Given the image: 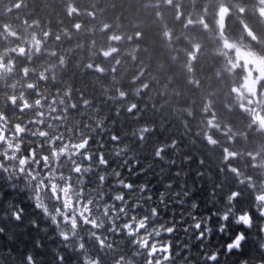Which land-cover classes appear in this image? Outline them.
Instances as JSON below:
<instances>
[{
    "label": "trees",
    "instance_id": "trees-1",
    "mask_svg": "<svg viewBox=\"0 0 264 264\" xmlns=\"http://www.w3.org/2000/svg\"><path fill=\"white\" fill-rule=\"evenodd\" d=\"M262 6L264 0H0V121L57 119L77 127L101 116L110 125L117 121L112 131L154 129L147 134L151 142L178 143L179 151L169 150L166 159L183 161L180 168L187 173L197 211L208 214L215 185L243 188L234 184L233 175L248 185H264V128L242 106L245 100L235 87L244 68L233 66L236 48L264 58L258 26ZM129 108L134 110L129 113ZM142 163L154 161L149 157ZM5 187L0 182V189ZM248 199L245 192L242 202ZM176 211L179 215L180 206ZM14 224L7 223L0 236V264H26L29 252L36 264H57L55 244L47 240L44 249L35 248L28 235L18 236L25 229ZM110 239L127 244L123 237ZM222 242L214 236L211 245ZM244 256L259 259L264 253L253 243ZM244 256L233 254L228 264H239Z\"/></svg>",
    "mask_w": 264,
    "mask_h": 264
},
{
    "label": "snow or ice",
    "instance_id": "snow-or-ice-1",
    "mask_svg": "<svg viewBox=\"0 0 264 264\" xmlns=\"http://www.w3.org/2000/svg\"><path fill=\"white\" fill-rule=\"evenodd\" d=\"M107 120L98 116L77 127L57 119L0 121V182L6 186L0 189V236L15 222L25 229L18 236L28 235L35 248L45 240L55 244L57 264H222V256L228 264L253 243L264 253V185L233 175L243 188L215 185L213 208L200 213L183 161L166 159L169 150L179 151L178 143L151 142L147 134L155 130L147 127L112 131L117 121ZM149 157L154 163L145 166L142 159ZM214 236L223 240L215 248ZM193 241L199 242L195 261ZM24 260L36 264L31 252ZM239 264H264V256H244Z\"/></svg>",
    "mask_w": 264,
    "mask_h": 264
},
{
    "label": "rangeland",
    "instance_id": "rangeland-1",
    "mask_svg": "<svg viewBox=\"0 0 264 264\" xmlns=\"http://www.w3.org/2000/svg\"><path fill=\"white\" fill-rule=\"evenodd\" d=\"M260 11L264 17V7L261 8ZM235 57V65H242L245 68L242 83L238 88L235 87V90L238 89L243 95L250 113H252L254 107H257L254 116L259 119L261 126L264 127V85L262 88L259 87L261 80H264V58L258 56L251 50L248 51L244 49H238ZM2 68L3 66L0 63V70ZM10 79L12 82L16 80L14 76H11ZM242 106L245 107L244 104H242ZM181 235H183V233H181ZM198 243L199 242L193 241L192 257L194 261L197 256L200 255L199 250L195 246Z\"/></svg>",
    "mask_w": 264,
    "mask_h": 264
},
{
    "label": "bare ground",
    "instance_id": "bare-ground-1",
    "mask_svg": "<svg viewBox=\"0 0 264 264\" xmlns=\"http://www.w3.org/2000/svg\"><path fill=\"white\" fill-rule=\"evenodd\" d=\"M65 1H66V0H65ZM77 2H78V1H77ZM88 2H90V1H88ZM78 3H79V2H78ZM101 3H102V2H101ZM85 4H86V3H85ZM61 5H63V4H61ZM83 5H84V4H83ZM100 5H101V4H100ZM145 5H146V4H145ZM65 6H66V5H65ZM81 6H82V5H81ZM150 6H151V5H150ZM152 7H153V6H152ZM78 9H79V8H78ZM94 10H95V9H94ZM106 10H107V9H106ZM110 11H111V10H110ZM110 11H109V12H110ZM139 11H140V10H139ZM141 11H142V9H141ZM154 11H155V10H154ZM162 11H163V10H162ZM146 12H147V11H146ZM94 13H95V12H94ZM141 13H142V12H141ZM85 14H86V13H85ZM67 16H68V15H67ZM67 16H66V17H67ZM96 16H97V15H96ZM96 16H95V17H96ZM54 17H55V16H54ZM58 17H59V16H58ZM61 17H62V16H61ZM61 17H60V18H61ZM104 17H105V16H104ZM107 18H110V17L107 16ZM49 19H50V18H48V20H49ZM68 19H69V18H68ZM74 19H75V18H74ZM92 19H93V18H92ZM102 19H103V18H102ZM147 19H149V18H147ZM150 19H151V18H150ZM150 19H149V20H150ZM50 20H51V19H50ZM97 20H98V19H97ZM109 20H110V19H109ZM149 20H148V21H149ZM151 20H152V19H151ZM151 20H150V21H151ZM53 21H54V20H53ZM66 21H68V20H66ZM150 21H149V23H150ZM73 22H74V21H73ZM95 22H96V21H94L92 24H94ZM55 23H56V22H55ZM70 23H71V22H69V24H70ZM53 24H54V23H53ZM57 24L59 25V23H57ZM69 24H68V25H69ZM54 25H56V24H54ZM68 25H67V26H68ZM70 25H71V24H70ZM87 25H88V24H87ZM94 25H96V24H94ZM118 26H119V25H118ZM57 27H58V26H57ZM60 27H61V26H60ZM60 27H59V28H60ZM63 27H64V26H63ZM68 27H69V26H68ZM80 27H81V26H80ZM160 27H162V26H160ZM55 28H56V26H55ZM70 28H71V27H70ZM150 28H151V27H150ZM152 28H153V27H152ZM162 28H163V27H162ZM162 28H161V30H162ZM56 29H57V28H56ZM84 29H85V28H84ZM163 29H164V28H163ZM67 31H68V30H67ZM80 31H81V30H80ZM78 32H79V31H78ZM94 33H95V32H94ZM71 34H72V33H71ZM63 35H64V34H63ZM97 35H98V34H97ZM73 36H74V35H73ZM76 37H77V35H76ZM63 38H64V37H63ZM77 38H78V37H77ZM65 39H66V38H65ZM90 39H91V38H90ZM82 40H83V39H82ZM83 41H85V40H83ZM83 41H82V42H83ZM87 41H88V40H87ZM77 42H78V41H77ZM85 42H86V41H85ZM86 43H87V42H86ZM71 44H72V43H71ZM76 44H77V43H76ZM80 45L82 46V43H81ZM59 46H60V45H59ZM83 46H84V45H83ZM70 47H71V46H70ZM85 48H88V47H85ZM71 49H72V48H71ZM79 49H80V48H79ZM159 50H160V49H159ZM76 51H77V50H76ZM133 51H134V50H133ZM163 51H164V49H163ZM175 51H176V50H175ZM70 52H71V51H70ZM57 53H58V52H57ZM82 53H83V52H82ZM85 53H86V52H85ZM136 53H137V52H136ZM179 53H180V52H179ZM83 54H84V53H83ZM69 55H70V54H69ZM69 55H68V56H69ZM84 55H85V54H84ZM85 56H86V55H85ZM85 56H84V57H85ZM88 56H89V55H88ZM55 57H56V56H55ZM80 57H81V56H80ZM178 57H179V56H178ZM39 58H40V57H39ZM74 58H75V57H74ZM138 58H139V57H138ZM181 58H182V57H181ZM81 59H82V58H81ZM89 59H90V58H89ZM169 59H170V58H169ZM176 59H177V58H176ZM179 61H180V60H179ZM81 62H82V60H81ZM91 62H92V61H91ZM55 63H57V62H55ZM77 63H78V62H77ZM82 63H83V62H82ZM87 63H88V62H87ZM94 63H95V62H94ZM124 63H125V62H124ZM170 63H171V62H170ZM173 63H174V62H173ZM73 64H74V63H73ZM79 64H80V63H79ZM108 64H109V63H108ZM122 64H123V63H122ZM204 64H205V63H204ZM140 65H141V64H140ZM169 65H170V64H169ZM171 65H172V64H171ZM171 65H170V66H171ZM79 66H80V65H79ZM107 66H108V65H107ZM122 66H123V65H122ZM138 66H139V65H138ZM174 66H175V65H174ZM182 66H183V65H182ZM21 67H22V66H21ZM171 67H172V66H171ZM84 68L86 69L85 66H84ZM105 68H106V66H105ZM140 68H141V67H140ZM165 68H166V67H165ZM196 68H197V67H196ZM203 68H205V67H203ZM80 69H81V68H80ZM168 69H169V68H168ZM172 69H173V68H172ZM179 69H180V68H179ZM86 70H88V69H86ZM113 70H114V69H113ZM119 70H120V69H119ZM165 70H166V69H165ZM165 70H164V71H165ZM77 71H78V70H77ZM77 71H76V72H77ZM178 71H179V70H178ZM185 71H186V70H185ZM207 71H208V70H207ZM78 72H79V71H78ZM121 72H122V71H121ZM169 72H170V71H169ZM182 72H183V71H182ZM82 73H85V72H82ZM170 73H171V72H170ZM176 73H178V72H176ZM198 73H199V72H198ZM206 73H207V72H206ZM36 74H37V73H36ZM109 74H110V73H109ZM121 74H122V73H121ZM166 74H168V73H166ZM204 74H205V73H204ZM164 75H165V74H164ZM149 76H150V75H149ZM161 76H162V75H161ZM171 76H172V75H171ZM178 76H179V75H178ZM114 77H115V76H114ZM125 77H126V76H125ZM166 77H167V76H166ZM176 77H177V76H176ZM204 77H205V76H204ZM95 78H96V77H95ZM102 78H103V77H102ZM117 78H118V77H117ZM183 78H184V77H183ZM96 79H97V78H96ZM100 79H101V78H100ZM104 79H105V78H104ZM173 79H174V78H173ZM185 79H186V78H185ZM202 79H204V78H202ZM80 80H81V79H80ZM84 80H85V79H84ZM88 80H90V79H88ZM102 80H103V79H102ZM102 80H101V82H102ZM113 80H114V79H113ZM182 80H183V79H182ZM82 81H83V80H82ZM99 81H100V80H99ZM135 81H136V80H135ZM170 81H171V80H170ZM179 81H180V80H179ZM86 82H87V80H86ZM86 82H85V83H86ZM124 82H125V80H124ZM111 83H112V82H111ZM129 83H130V82H129ZM165 84H166V83H165ZM168 84H169V83H168ZM179 84H180V83H179ZM95 85H97V84H95ZM169 85H170V84H169ZM169 85H168V86H169ZM92 86H93V85H92ZM116 86H117V85H116ZM183 86H184V85H183ZM83 88H84V87H83ZM130 88H131V87H130ZM118 89H119V88H118ZM185 90H186V89H185ZM81 91H82V90H81ZM86 91H87V90H86ZM152 91H153V90H152ZM155 91H157V90H155ZM188 91H189V90H188ZM90 92H92V91H90ZM116 92H117V91H116ZM186 92H187V91H186ZM76 93H77V91H76ZM189 93H190V92H189ZM6 94L9 95V93H6ZM78 94H79V93H78ZM84 94H85V93H84ZM92 94H93V93H92ZM128 94H129V93H128ZM201 95H202V94H201ZM194 96H195V95H194ZM199 96H200V95H199ZM206 96H207V95H206ZM125 97H126V96H125ZM183 97H184V96H183ZM130 98H131V96H130ZM151 98H152V97H151ZM202 98H203V97H202ZM5 99H6V98H5ZM129 100H130V99H129ZM117 101H118V100H117ZM143 101H145V100L143 99ZM152 101H153V100H152ZM198 101H199V100H198ZM201 102H202V101H201ZM201 102H200V103H201ZM146 103H147V102H146ZM197 104H198V103H197ZM178 105H179V103H178ZM200 105H201V104H200ZM108 111H110V110H108ZM108 111H107V112H108ZM31 113H32V112H31ZM85 113H86V112H85ZM29 114H30V113H29ZM81 115H82V114H81ZM85 115H86V114H85ZM79 116H80V115H79ZM107 116H108V115H107ZM111 117H112V116H111ZM172 117H173V116H172ZM169 119H170V117H169ZM35 121H36V120H35ZM166 121H167V120H166ZM172 121H173V120H172ZM166 125H167V123H166ZM169 128H170V127H169ZM170 133H171V132H170ZM175 133H177V132H175ZM183 133H184V131H183ZM179 134H180V133H179ZM184 134H185V133H184ZM166 136H167V135H166ZM180 136H181V135H180ZM181 137H182V136H181ZM175 138H176V137H175ZM181 139H182V138H181ZM161 141H162V140H161ZM188 142H189V141H188ZM159 143H160V141H159ZM192 143H193V142H192ZM200 143H201V142H200ZM184 144H185V143H184ZM189 148H190V147H189ZM200 150H201V149H200ZM203 152H204V151H203ZM187 155H188V154H187ZM189 155H190V154H189ZM195 160H196V159H195ZM206 161H207V160H206ZM186 163H187V162H186ZM196 163H197V162H196ZM196 163H195V165H196ZM180 165H182V164H180ZM145 166H146V165H145ZM199 167H200V166H199ZM186 169H187V168H186ZM183 170H184V169H183ZM189 173H190V172H189ZM190 175H191V174H190ZM190 178H191V177H190ZM193 179H194V178H193ZM193 179H192V181L194 182ZM195 180H196V178H195ZM189 185H190V184H189ZM196 195H197V194H196ZM197 197H198V196H197ZM207 197H208V196H207ZM198 199H199V198H198ZM177 215H178V214H177ZM45 241H47V240H45ZM51 245H52V244H51ZM46 248H47V247H46ZM31 249H32V248H31ZM43 249H44V248H43ZM47 249H48V248H47ZM45 252H46V250H45ZM42 253H43V252H42ZM37 255H38V254H37ZM47 256H48V255H47ZM47 256H46V257H47Z\"/></svg>",
    "mask_w": 264,
    "mask_h": 264
}]
</instances>
